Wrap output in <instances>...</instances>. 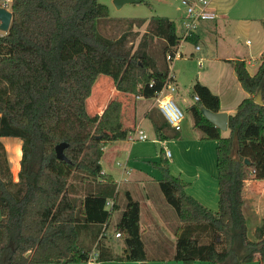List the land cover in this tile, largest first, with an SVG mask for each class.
Wrapping results in <instances>:
<instances>
[{"label": "trees", "instance_id": "16d2710c", "mask_svg": "<svg viewBox=\"0 0 264 264\" xmlns=\"http://www.w3.org/2000/svg\"><path fill=\"white\" fill-rule=\"evenodd\" d=\"M11 13L8 31L0 36V138H18L21 157L14 181L0 141V264L84 262L90 250L79 244L80 232L85 225L108 222L107 198L115 191L102 173L103 148L132 132L121 120L120 100L110 99L94 115L86 100L100 75L120 92L154 98L170 72L166 55L176 51L180 37L165 16L129 18L119 36H104L98 27L108 18V7L98 0H12ZM145 23L134 45L139 33L133 26ZM195 34L187 40H195ZM156 40L158 53L151 50ZM160 53L163 68L156 60ZM233 66L248 97L228 115L227 136L202 114V108L220 110L218 96L208 87L195 82L189 96L198 99L186 108L200 136L217 143L218 210L207 209L185 191L187 183L170 173L163 149L155 164L162 174L159 188L181 223L173 257L183 264H246L256 255L264 264V236L255 242L246 238L241 210L244 181L264 180V57L253 75L243 60ZM259 88L261 104L254 101ZM148 118L158 140L180 136L158 109ZM60 142L68 144V162L56 157ZM72 180L95 185V191L86 186L78 203ZM115 230L123 237V255L114 256L98 243L94 261L146 264L139 204L129 193Z\"/></svg>", "mask_w": 264, "mask_h": 264}, {"label": "crops", "instance_id": "0c3cea01", "mask_svg": "<svg viewBox=\"0 0 264 264\" xmlns=\"http://www.w3.org/2000/svg\"><path fill=\"white\" fill-rule=\"evenodd\" d=\"M173 1L177 4L179 2V0ZM207 1L209 7L215 12V19L199 24L195 40H187L178 45L179 56L174 58L175 69H170L176 86L171 98L173 101L176 100L184 111L185 120L190 117L186 108L194 102L189 93L192 85L197 81L218 96L219 112H225L227 115L234 114L238 104L248 97V93L237 79L233 62L243 60L248 73L253 75L264 57V0ZM180 7L181 14L151 16L168 17L177 29L176 19L180 23L181 30L186 13L181 5L175 10L178 11ZM176 33L179 34L177 30ZM249 35L253 36L254 41L246 40L243 46L242 39ZM187 43H192L193 47L187 46ZM197 46L199 49H196ZM92 91L89 102H86V109L90 115L100 114L110 99L117 98L122 103L121 120L124 127L130 131L142 130L145 134L148 131L152 138L148 143L147 134L144 140L131 141L127 138L116 140L109 142L103 148L100 158L102 173L110 177L111 182L115 184V191L111 197L107 198L108 204H106V209H111V214L107 223L85 225L79 235V244L83 246L85 240L94 244V249L90 248V258L97 255L98 243L108 248L114 256L123 255L124 244L119 238L121 236L116 237L115 233L110 236L105 234L115 229V224L126 204V193H129L131 198L139 204L140 238L146 255V264H183L176 260L169 261L175 253L176 230L181 223L159 189L158 181L162 178V174L155 164L160 162V151L163 149L169 162L170 173L173 176H179L187 183L185 191L207 209L217 211L219 197L216 141L203 139L193 127L192 120L190 123L183 120L178 138L158 140L148 118L149 112L153 108L157 109L153 98L147 99L120 92L114 88L112 80L105 75L98 79L95 86H92ZM104 94L105 98H103ZM186 95L190 101H187ZM228 132V129L222 131V135ZM3 138H9L6 142L9 163L11 147H18L21 157V141L15 137H2L0 141ZM166 151H169L170 155H167ZM18 169L19 165L14 167L10 163L14 181H17ZM72 183V196L78 203L88 190L95 191V185L89 186L76 180H72ZM241 199L246 238L255 242L264 236V180H245ZM165 244L170 247V257L162 254ZM72 264L89 263L84 261ZM90 264H141V262L111 260L91 261ZM194 264L207 263L195 262ZM246 264H262V262L259 255H256Z\"/></svg>", "mask_w": 264, "mask_h": 264}, {"label": "rangeland", "instance_id": "374dc122", "mask_svg": "<svg viewBox=\"0 0 264 264\" xmlns=\"http://www.w3.org/2000/svg\"><path fill=\"white\" fill-rule=\"evenodd\" d=\"M100 3L105 4L108 7V18H103L100 20L99 22V31L102 35L107 36V37H117L119 36L124 30L127 29V19L132 18V17H151V15L153 14H160V15H168V14H181L182 13V9L180 7V9L178 11L175 10V8L177 6H182L184 11H185V7L181 4L180 0L178 2V4L176 2H174L173 0H141V2L138 3H126L124 5H122L121 7L117 8L115 7V5L111 2V0H98ZM151 6H150V5ZM172 20H174L175 18H171ZM177 23V32L181 33L182 31H180V23L178 22V20H176ZM133 28H137V32L139 33V35L135 38L134 45L137 44L141 34L145 31L146 28V23L143 24L141 27H137V26H133ZM2 32H0L1 34ZM246 40H249L251 42L254 41V38L252 35L246 36L242 39V44L243 46L246 44ZM160 40H156V43L153 44V46L151 47V50L153 49V51H155V53H158V50L160 49ZM187 46H191V48L193 47L192 43H187ZM157 60V64L159 68H163L164 64L166 62H164L163 56L161 55V53L158 55V57L156 58ZM168 62V61H167ZM197 62V61H196ZM168 66L171 69H175V61L172 60L170 62H168ZM198 66V65H197ZM103 75L98 76L96 82L98 81L99 78H101ZM95 84L93 86H95ZM94 88V87H93ZM94 90V89H93ZM92 91V90H91ZM106 92H108V90H106ZM93 93V91H92ZM187 101H190V98L186 95L185 96ZM103 98H105V94L103 96ZM90 97L87 99V103L89 102ZM175 103L177 104L176 100H174ZM179 106V104H177ZM180 107V106H179ZM184 112V111H183ZM185 113H184V119L185 120ZM187 122H191L190 117L186 118ZM183 122V121H182ZM187 123V124H189ZM197 132H199L198 130H196ZM146 134L148 136V140L147 143L150 142L149 140L152 138V135L150 132L146 131ZM228 133H224L223 136H227ZM9 140V138H3L1 140V142L3 143L5 149H6V153H7V157L9 159V153L8 150L6 148V142ZM16 147H11L10 153H11V158H10V163H11V159H14L15 157V153H14V149ZM9 163V166H10ZM19 170V169H18ZM87 184V182H86ZM160 189V188H159ZM176 214V213H174ZM116 233L115 229H112L110 231V233H106V235L110 236V234H114ZM123 240V237H119ZM85 244H83V247L86 249H94V244H92L91 242L85 240L84 241ZM89 247V248H88ZM170 247L166 246L165 244V250L162 251V254H165V256H169L170 257ZM169 254V255H168ZM171 262H173L174 257L170 258ZM162 260V259H161ZM168 261V258L166 259Z\"/></svg>", "mask_w": 264, "mask_h": 264}, {"label": "built area", "instance_id": "2783aa9c", "mask_svg": "<svg viewBox=\"0 0 264 264\" xmlns=\"http://www.w3.org/2000/svg\"><path fill=\"white\" fill-rule=\"evenodd\" d=\"M11 3L12 0H0V8L5 9L11 12ZM181 4L185 7L186 17L181 25V33H179V44L181 42L187 41L192 34L196 33V30L201 22L210 21L215 19V12L209 7L207 0H197L196 2H190L189 0H181ZM1 24V20H0ZM0 36L4 35L7 31H3L0 28ZM178 44V45H179ZM178 45L176 51L173 54L168 53L166 55V60L168 62L174 60L175 57L179 56ZM196 49H199L197 46ZM199 62V66H201ZM169 69H171L169 67ZM176 90L175 83L173 82V76L171 70L168 74L167 79L165 80L162 88L154 96V101L156 103L157 109L160 111L166 122L173 127L175 130L181 129V124L184 119L183 110L173 101L171 94ZM195 96L194 100H197ZM146 134L142 130H133L127 135V139L131 141L135 140H144L146 139ZM167 155H170L169 151H166ZM108 204V201H107ZM116 237H119V233H115ZM96 256L89 258L87 261L90 264L91 261H94Z\"/></svg>", "mask_w": 264, "mask_h": 264}, {"label": "water", "instance_id": "95a60500", "mask_svg": "<svg viewBox=\"0 0 264 264\" xmlns=\"http://www.w3.org/2000/svg\"><path fill=\"white\" fill-rule=\"evenodd\" d=\"M140 0H112V3L115 5V7L119 8L122 5L126 3H138ZM12 18V13L10 11H7L5 9L0 8V28L4 31H8L10 22ZM255 103L261 104L262 101V89L259 88L254 96ZM202 114L203 116L211 122L214 126L218 127L221 131L227 130V119L228 115L225 112H212L206 108H202ZM66 142H60L55 146V153L56 157L61 161L68 162V159L66 158L64 154V149L67 147ZM245 162H249L248 160H245ZM216 264H226V263H216Z\"/></svg>", "mask_w": 264, "mask_h": 264}, {"label": "bare ground", "instance_id": "6f19581e", "mask_svg": "<svg viewBox=\"0 0 264 264\" xmlns=\"http://www.w3.org/2000/svg\"><path fill=\"white\" fill-rule=\"evenodd\" d=\"M4 31V30H3ZM14 153H15V157H14V159H11V164L14 166V167H16L17 165H19V149H18V147L17 148H15L14 150Z\"/></svg>", "mask_w": 264, "mask_h": 264}]
</instances>
